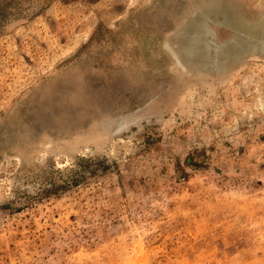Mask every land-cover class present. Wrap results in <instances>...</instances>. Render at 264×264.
<instances>
[{"label":"rangeland","instance_id":"374dc122","mask_svg":"<svg viewBox=\"0 0 264 264\" xmlns=\"http://www.w3.org/2000/svg\"><path fill=\"white\" fill-rule=\"evenodd\" d=\"M0 264H264V0H0Z\"/></svg>","mask_w":264,"mask_h":264},{"label":"bare ground","instance_id":"6f19581e","mask_svg":"<svg viewBox=\"0 0 264 264\" xmlns=\"http://www.w3.org/2000/svg\"><path fill=\"white\" fill-rule=\"evenodd\" d=\"M176 48H177V49H171V52H172V54H174V56H175L176 58H178L179 56H178V57L176 56L175 50L177 51V54H178V53H179V52H178V48H179V46L176 45Z\"/></svg>","mask_w":264,"mask_h":264},{"label":"water","instance_id":"95a60500","mask_svg":"<svg viewBox=\"0 0 264 264\" xmlns=\"http://www.w3.org/2000/svg\"><path fill=\"white\" fill-rule=\"evenodd\" d=\"M202 60V57L200 58V60L199 61H201Z\"/></svg>","mask_w":264,"mask_h":264}]
</instances>
